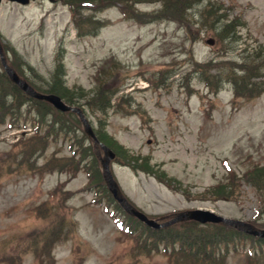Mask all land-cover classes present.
<instances>
[{
  "label": "rangeland",
  "instance_id": "1",
  "mask_svg": "<svg viewBox=\"0 0 264 264\" xmlns=\"http://www.w3.org/2000/svg\"><path fill=\"white\" fill-rule=\"evenodd\" d=\"M81 1L74 8L83 13L73 15L72 0H2L9 62L45 92L58 54L66 88L96 136L137 167L117 159L111 165L126 198L148 217L201 208L264 229V180L243 173L264 167V0H166L177 16L189 4L181 22L161 19L165 0ZM205 63L218 76L209 85L199 78L210 76ZM231 73H245L260 90L234 95ZM101 94L111 100L103 112ZM20 112L9 118L0 107V264H207L201 255L165 250L110 199L101 149L76 116L38 139L49 126L35 129V105L27 101ZM35 132L31 156L20 158L15 144ZM135 155L171 185L140 171ZM53 159L77 169L35 174ZM218 253L224 264H264V241L240 236Z\"/></svg>",
  "mask_w": 264,
  "mask_h": 264
},
{
  "label": "trees",
  "instance_id": "2",
  "mask_svg": "<svg viewBox=\"0 0 264 264\" xmlns=\"http://www.w3.org/2000/svg\"><path fill=\"white\" fill-rule=\"evenodd\" d=\"M73 3H70V5L73 7L75 12H80L81 14L83 11L80 10V8L76 9L75 1ZM88 2L89 0H83ZM173 2H178L179 0H172ZM193 1V0H192ZM191 1V2H192ZM82 2V1H81ZM80 2V3H81ZM163 2L164 7V15L160 14L162 16L161 19L168 17L169 15H172L173 17H170L174 19L177 22L184 21L187 18V11L186 9L189 8V4L183 1L179 2L180 5L182 3V7L187 6L184 9L183 14L173 15L172 12L168 13L167 11H170L169 8L172 6L171 2H168L165 0ZM167 10V11H166ZM226 27L228 25H223V30H226ZM221 31V30H220ZM224 37V36H223ZM57 62L55 65V68L53 70V73L50 78V82L47 85L45 92H52L57 95H59L65 102L68 104H77L75 102L74 96L72 95V91L67 90L65 85V80L63 78L64 70L61 63V60L57 54ZM207 66L209 64L205 63ZM227 65H230L227 63ZM15 66V65H14ZM235 67L234 65L229 66V68L232 70V68ZM17 68V67H16ZM212 66H209L207 68L208 73L210 76H203V72H200L199 78L201 81L205 82L207 85H209V81H211L213 78L216 79L218 76L215 74L210 73V69ZM236 68V67H235ZM196 71H200L199 69H202L198 64L195 65L194 68ZM244 71V70H241ZM245 73L243 75L236 76L234 73H231V77L229 78L230 82L233 84V91L234 95H242L243 97L251 98L253 97V92L256 90H260L261 87L260 84L255 82H249V80L246 79ZM239 81V82H237ZM5 83V84H2ZM30 82V81H29ZM0 107L1 111L3 112L4 116H14L17 117L21 114L20 107L27 101L32 102L35 105V111L38 116L39 124H45L46 127L49 126V130L45 132V134L41 137L32 136L27 139H23L20 143H16L15 146L20 148V151L17 153L20 158H27L30 157L32 152L30 149L31 147L29 144L37 141L38 139H47L49 135L52 134L51 128L53 127L54 123L60 122L61 120L64 121L63 117H74L75 116L70 112L61 113L58 111H55L53 108H51L48 104L44 102H39L33 99H30L26 97L14 84H12L4 73L0 72ZM32 86L35 88L36 85L30 82ZM244 86H243V85ZM245 87V90L243 92H240V89L238 87ZM215 92H217L216 89H214ZM95 93V96L97 97V93ZM17 95V98H14V96ZM104 95V94H103ZM101 94L100 96V103L103 100L102 106L98 107L97 109L99 111H104L107 107H110V98L109 100L105 101L104 96ZM112 96V95H111ZM77 101V100H76ZM89 105L90 103L87 102L85 105ZM38 106L47 107L50 112L46 114L44 111H42ZM48 115V116H47ZM47 117H51V119H46ZM42 124V125H43ZM103 141V140H102ZM108 146H113L114 142L111 140H105L104 141ZM117 145L113 146L114 152H116L117 160L119 162L122 161V164H127L128 160L123 156V154L118 151V148H116ZM136 160L140 161L139 163V170L154 175L160 182L166 183L168 186H170V180L166 179L160 174L156 175L152 170L150 169V165L148 164V158L140 155L134 156ZM122 159V160H121ZM129 166L133 169H137V167L134 166L133 162L129 161ZM128 165V164H127ZM56 166L58 170H66L68 172H75L76 166L74 164L69 163L66 159H53L47 162L46 164L38 167V171L35 174H38L42 176L44 172L47 171L49 167ZM245 175H255L256 177H259L261 180H264V167H258L254 166L251 170H246ZM254 185V188L262 190L259 184H252ZM66 194L63 195L62 198H64ZM53 196V194H52ZM38 210H41V208H38ZM147 233L150 235L151 238H154V241L164 243L166 246L164 249L166 250L168 247H170L172 250H177L178 252H188L193 255H201L202 262H206L207 264H214V261H217L218 264H224V259L222 255H220L218 252L220 249H223L226 247L229 243V240L231 239H237L240 236H245L242 233L220 225V224H211L207 223L205 225H200L194 221H186L181 222L178 224H174L172 226L158 229V230H152V229H146ZM64 234H68V229L64 231ZM21 251V250H19ZM226 252V251H225ZM16 257L19 258L18 252L16 253Z\"/></svg>",
  "mask_w": 264,
  "mask_h": 264
},
{
  "label": "water",
  "instance_id": "3",
  "mask_svg": "<svg viewBox=\"0 0 264 264\" xmlns=\"http://www.w3.org/2000/svg\"><path fill=\"white\" fill-rule=\"evenodd\" d=\"M1 1V0H0ZM9 1H15L21 4L28 3L29 0H9ZM212 43V42H210ZM0 60L2 63V66L11 79L12 82L17 84L26 94L29 96H32L37 99L46 100L50 102L56 109L60 111H73L75 112L78 117L80 118L85 132L92 138L94 142V146L96 148H101L103 150L104 155L100 156V152L97 151L98 159L100 161L101 167H102V177L105 181V184L114 197V199L120 204V206L131 216L136 217L141 222L145 223L146 225L153 227V228H159V227H165L177 222L186 221V220H195L200 223H206V222H214V223H221L224 225H228L231 227H234L238 230L244 231L248 234H251L256 237H264V229H258L252 226L251 224L235 219H229L224 218L221 216H218L214 214L211 211L207 210H201V209H195V210H187V211H181L174 213L170 216H168V220L164 223L158 224L156 220L148 219L145 214L135 209L131 204L127 202V200L123 197L121 194L117 183L114 181L110 169H109V161L114 157V154L102 143H100L97 138L94 136L89 124L87 123L86 119L84 118L82 112L80 109L72 106H68L56 95L48 94L43 95L38 92H36L34 89H32L22 78H20L16 72L7 64L6 59L4 57V53L2 51L1 45H0Z\"/></svg>",
  "mask_w": 264,
  "mask_h": 264
}]
</instances>
